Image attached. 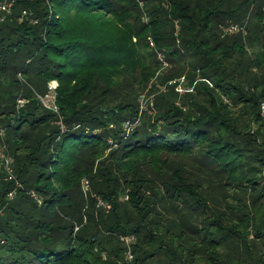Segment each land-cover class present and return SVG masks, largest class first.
I'll return each instance as SVG.
<instances>
[{
	"label": "trees",
	"instance_id": "trees-1",
	"mask_svg": "<svg viewBox=\"0 0 264 264\" xmlns=\"http://www.w3.org/2000/svg\"><path fill=\"white\" fill-rule=\"evenodd\" d=\"M15 2L0 22L16 176L0 170V264H123L124 236L134 264H264V6ZM230 24L246 34L222 36Z\"/></svg>",
	"mask_w": 264,
	"mask_h": 264
},
{
	"label": "built area",
	"instance_id": "built-area-1",
	"mask_svg": "<svg viewBox=\"0 0 264 264\" xmlns=\"http://www.w3.org/2000/svg\"><path fill=\"white\" fill-rule=\"evenodd\" d=\"M31 1V0H30ZM257 1V0H254ZM263 4H264V0ZM15 0H0V22L5 21V17L11 15L14 6H15ZM28 12L24 11L21 14L20 21H23V19H26L28 17ZM222 30V36H229L233 34H237L239 32L246 34L245 28L239 26L238 24H231L227 28H224V26L221 28ZM186 84V80L184 77L173 81L172 84L170 85H175L176 86V91L178 93H183L185 92L184 86ZM54 89L55 86H52L49 88V94L45 98H41L40 101L42 102L43 106L47 107L50 110H53L54 112L57 111V108L55 106V95H54ZM142 109L145 110L146 108L142 106ZM261 115L264 116V103L261 104ZM133 125L130 124L129 122H126L124 125V129L127 131L132 130ZM5 136V130H3L0 127V138H4ZM0 170L6 173V178L5 180L7 181H12L16 180V176L13 171V158L8 154L7 150L5 147H2L0 149ZM83 189L84 192H87V186L88 182L84 181L83 183ZM19 184H17V187ZM16 195V190L11 191L8 194V200H12ZM97 207L104 208L106 211L107 209L110 208L109 205H105L103 202H99ZM78 228H76V231ZM122 241L125 247L124 251V257H123V264H134L135 261V256L133 254V247L135 245V237L134 236H124L122 237Z\"/></svg>",
	"mask_w": 264,
	"mask_h": 264
},
{
	"label": "rangeland",
	"instance_id": "rangeland-1",
	"mask_svg": "<svg viewBox=\"0 0 264 264\" xmlns=\"http://www.w3.org/2000/svg\"><path fill=\"white\" fill-rule=\"evenodd\" d=\"M258 2L255 4V6H256V8H261V7H263L264 6V4H263V1L262 0H257ZM251 18V16L249 17V19ZM231 25V24H230ZM239 25V24H238ZM228 26H224V28H227ZM178 80V79H177ZM186 80V79H185ZM176 81V80H175ZM172 82L173 81H171V82H169V84H172ZM184 89H185V87H184ZM185 92H186V89H185ZM185 92H183V93H179L181 96L182 95H184L185 94ZM145 96V95H144ZM146 98L144 99V101H143V107H145V108H148V106H149V103H150V100L148 99L149 97H148V94L145 96ZM3 130H5V128H3V127H1ZM5 133H6V130H5ZM2 147H5V149L7 150V147L5 146V145H2V144H0V149L2 148ZM8 152V151H7ZM8 154L10 155V153L8 152ZM11 156V155H10ZM12 157V156H11ZM85 181V180H84ZM83 181V182H84ZM82 182V183H83ZM82 187H84L83 186V184H82ZM87 189L89 190V184H88V186H87ZM84 190V189H83ZM88 190H87V192H88ZM97 200H98V203L99 202H102L101 201V199L100 198H97ZM108 211L110 210V208L109 209H107Z\"/></svg>",
	"mask_w": 264,
	"mask_h": 264
}]
</instances>
